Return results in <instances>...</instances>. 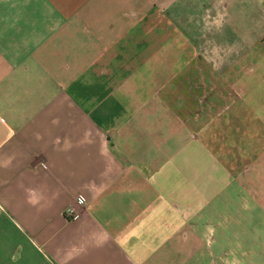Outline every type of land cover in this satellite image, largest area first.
Instances as JSON below:
<instances>
[{"label": "crops", "instance_id": "crops-1", "mask_svg": "<svg viewBox=\"0 0 264 264\" xmlns=\"http://www.w3.org/2000/svg\"><path fill=\"white\" fill-rule=\"evenodd\" d=\"M179 33L223 86L220 166L182 183L140 114ZM0 264H264V0H0Z\"/></svg>", "mask_w": 264, "mask_h": 264}, {"label": "rangeland", "instance_id": "rangeland-1", "mask_svg": "<svg viewBox=\"0 0 264 264\" xmlns=\"http://www.w3.org/2000/svg\"><path fill=\"white\" fill-rule=\"evenodd\" d=\"M179 35L175 40H172V65L161 66V82L157 83V85L161 84V87L172 88V97L143 98L145 100L146 111L140 114L144 116L146 122L152 124L150 130L153 129L156 136L167 132L172 138V145L170 146L172 147V177L176 178L174 174H178L180 176L178 181L182 183L181 181L186 174L193 175L194 179L197 178V175L199 176L202 167L203 170H208L210 174L214 168L216 169L217 166H220L216 156L218 150L216 144L217 129H215L216 127L213 129L212 124L215 121L212 120L217 117L216 104L219 103L218 100L221 98L217 95L219 92L217 90H220L223 86L217 80L215 66L205 63L200 64L197 60H194L193 64L176 63L174 61L175 56L181 57L185 54V50L179 48L184 46L185 37L184 34L179 33ZM198 46L199 41H195L191 37L186 54L188 56L199 57L198 60L203 59L201 58L202 55ZM204 73L209 74L208 96L199 97L201 77ZM185 76L190 77L189 82H186ZM224 88L228 89L227 84ZM231 102L232 98L227 96L225 104L231 105ZM158 103L162 106L156 108L155 111L147 109L157 106ZM206 103L210 108L209 112L205 113L208 117L206 119L208 128L200 121L199 111V108ZM169 105L172 108L171 112H169ZM133 112L136 113L134 110ZM169 119H172V132L166 129L169 125ZM161 147L168 146L162 145ZM224 164L226 168L231 170L230 161H225ZM208 176L211 178V175ZM232 185V180L226 182V191L224 192L223 199L230 197L231 191L232 195H234ZM183 188V186L180 187V189Z\"/></svg>", "mask_w": 264, "mask_h": 264}, {"label": "built area", "instance_id": "built-area-1", "mask_svg": "<svg viewBox=\"0 0 264 264\" xmlns=\"http://www.w3.org/2000/svg\"><path fill=\"white\" fill-rule=\"evenodd\" d=\"M46 166V165H45ZM86 202V197L84 195H79L75 203L70 204L64 212V215L67 219H75L79 215L78 206L84 205Z\"/></svg>", "mask_w": 264, "mask_h": 264}]
</instances>
